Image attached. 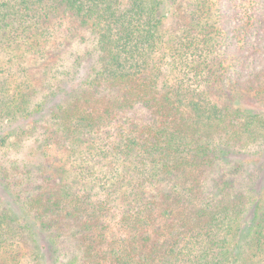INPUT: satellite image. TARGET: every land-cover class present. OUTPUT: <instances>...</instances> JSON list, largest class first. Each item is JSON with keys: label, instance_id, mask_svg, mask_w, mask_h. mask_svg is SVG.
Returning a JSON list of instances; mask_svg holds the SVG:
<instances>
[{"label": "trees", "instance_id": "1", "mask_svg": "<svg viewBox=\"0 0 264 264\" xmlns=\"http://www.w3.org/2000/svg\"><path fill=\"white\" fill-rule=\"evenodd\" d=\"M185 1L0 0V264H264V0Z\"/></svg>", "mask_w": 264, "mask_h": 264}, {"label": "rangeland", "instance_id": "2", "mask_svg": "<svg viewBox=\"0 0 264 264\" xmlns=\"http://www.w3.org/2000/svg\"><path fill=\"white\" fill-rule=\"evenodd\" d=\"M186 7H188V1H185V5ZM179 23V18L171 15L169 20H168V24L169 25H174L173 27H176V25ZM67 33L65 32L62 36L61 39L56 41L57 45L54 48L53 51H51L50 53V58L48 60V62H44L43 64H39V65H35L32 67L31 69V75L30 77L32 78V80L37 84V85H41L44 75L46 73V69L49 68L48 66H52L53 64H56L59 62L60 58L64 57L66 60H70L73 61L74 58L72 56L76 55V50L78 49L79 46V39L80 37H71V36H67L65 37L64 35H66ZM82 50V49H79ZM59 65V64H58ZM244 104L250 107H258L257 104L255 103V101L251 100L250 98H245L243 100Z\"/></svg>", "mask_w": 264, "mask_h": 264}]
</instances>
